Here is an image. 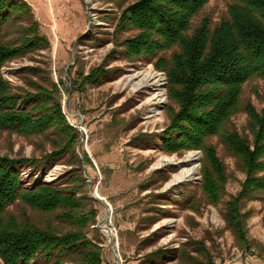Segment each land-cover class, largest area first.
Instances as JSON below:
<instances>
[{
  "label": "rangeland",
  "instance_id": "1",
  "mask_svg": "<svg viewBox=\"0 0 264 264\" xmlns=\"http://www.w3.org/2000/svg\"><path fill=\"white\" fill-rule=\"evenodd\" d=\"M17 1L30 9L48 48L6 62L2 76L19 94L58 87L62 114L81 135L76 151L98 211L89 237L100 242L103 264H264V192L255 201H241L246 250L224 219L228 202L245 189L239 162L218 145L228 178L222 200L211 204L201 191L202 151L169 154L164 147L162 135L171 125L170 109L176 108L168 97L167 76L147 58L126 60L122 46L137 34L120 29L122 12L135 0H60L54 16L42 0ZM227 5L211 0L203 15L218 23ZM147 77L148 87L139 89ZM247 86V98L260 111L264 82ZM233 122L240 134H249L246 114ZM50 145L42 136L0 130L1 156L40 158ZM64 161L49 170L20 169L23 183H62L77 176ZM189 170L192 177L177 181ZM105 220L102 227L111 230L112 243L97 228Z\"/></svg>",
  "mask_w": 264,
  "mask_h": 264
},
{
  "label": "trees",
  "instance_id": "2",
  "mask_svg": "<svg viewBox=\"0 0 264 264\" xmlns=\"http://www.w3.org/2000/svg\"><path fill=\"white\" fill-rule=\"evenodd\" d=\"M210 1L135 0L122 12L120 29L137 34L122 46L126 60L147 58L166 74L176 108L170 109L164 147L169 154L202 151L201 191L211 204L222 200L228 178L218 145L243 168L245 189L228 202L224 219L246 250L241 201H255L264 192V107L258 111L246 89L264 82V0H224L227 14L218 23L203 15ZM31 14L25 3L0 0V130L45 137L51 150L40 158L0 155V259L4 264H103L100 242L89 237L98 211L76 151L81 135L62 114L58 87L19 94L2 76L6 62L48 48ZM241 113L248 118L247 136L233 122ZM64 158L77 176L62 183H23L20 169L49 170Z\"/></svg>",
  "mask_w": 264,
  "mask_h": 264
},
{
  "label": "bare ground",
  "instance_id": "3",
  "mask_svg": "<svg viewBox=\"0 0 264 264\" xmlns=\"http://www.w3.org/2000/svg\"><path fill=\"white\" fill-rule=\"evenodd\" d=\"M87 4V3H86ZM149 79H150V77H147V79H145V80H143V81H141V83L138 85V88L139 89H143V88H146V87H148V84H149ZM190 158V157H189ZM191 159H189L188 161H190ZM193 171H191V170H189V171H187L186 173H182V174H180V176H179V178L177 179V181H183L185 178H187V177H192L193 176ZM107 218V217H106ZM108 220V219H107ZM106 232V231H105ZM107 233V232H106ZM108 234V233H107ZM109 235V234H108ZM110 236V235H109Z\"/></svg>",
  "mask_w": 264,
  "mask_h": 264
},
{
  "label": "built area",
  "instance_id": "4",
  "mask_svg": "<svg viewBox=\"0 0 264 264\" xmlns=\"http://www.w3.org/2000/svg\"><path fill=\"white\" fill-rule=\"evenodd\" d=\"M26 2L28 1H36V0H25ZM50 9L51 14L54 16L55 15V9L54 6H56V4H58L60 2V0H42ZM30 6H33V4H31V2L29 3Z\"/></svg>",
  "mask_w": 264,
  "mask_h": 264
},
{
  "label": "water",
  "instance_id": "5",
  "mask_svg": "<svg viewBox=\"0 0 264 264\" xmlns=\"http://www.w3.org/2000/svg\"><path fill=\"white\" fill-rule=\"evenodd\" d=\"M92 197V199H94V200H97L96 198H94L93 196H91ZM106 209H107V207H106ZM107 219H108V217H107ZM106 219V220H107ZM106 220L105 221H103V222H101V223H99V225H98V229L99 230H101V231H106L109 235H110V240H111V243L113 242V238H112V233H111V230H109V229H104L103 227H102V225L106 222ZM115 258L117 259V254L115 253ZM116 263H117V261H116Z\"/></svg>",
  "mask_w": 264,
  "mask_h": 264
}]
</instances>
